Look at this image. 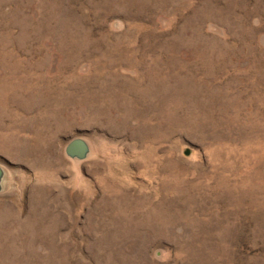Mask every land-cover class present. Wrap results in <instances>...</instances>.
Segmentation results:
<instances>
[{"label":"rangeland","instance_id":"374dc122","mask_svg":"<svg viewBox=\"0 0 264 264\" xmlns=\"http://www.w3.org/2000/svg\"><path fill=\"white\" fill-rule=\"evenodd\" d=\"M0 138V264H264V0H0Z\"/></svg>","mask_w":264,"mask_h":264},{"label":"water","instance_id":"95a60500","mask_svg":"<svg viewBox=\"0 0 264 264\" xmlns=\"http://www.w3.org/2000/svg\"><path fill=\"white\" fill-rule=\"evenodd\" d=\"M65 153L71 158L83 159L87 153V146L80 139H72L66 145Z\"/></svg>","mask_w":264,"mask_h":264},{"label":"bare ground","instance_id":"6f19581e","mask_svg":"<svg viewBox=\"0 0 264 264\" xmlns=\"http://www.w3.org/2000/svg\"><path fill=\"white\" fill-rule=\"evenodd\" d=\"M12 67V66H11ZM14 72V71H13ZM11 78V77H10ZM13 86V85H12ZM7 90V89H6ZM2 101V100H1ZM5 108V107H4ZM7 128V127H6ZM2 130V129H1ZM33 131V130H32ZM12 133V132H11ZM13 134V133H12ZM1 139V138H0ZM5 146V145H4ZM8 146V145H7Z\"/></svg>","mask_w":264,"mask_h":264}]
</instances>
